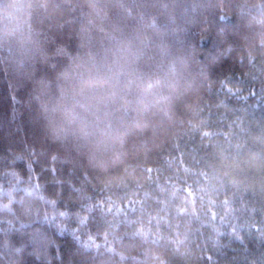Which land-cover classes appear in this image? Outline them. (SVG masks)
<instances>
[{
  "label": "trees",
  "instance_id": "1",
  "mask_svg": "<svg viewBox=\"0 0 264 264\" xmlns=\"http://www.w3.org/2000/svg\"><path fill=\"white\" fill-rule=\"evenodd\" d=\"M56 0L34 44H0V264H264V0ZM109 31L190 57L169 121L100 162L35 100Z\"/></svg>",
  "mask_w": 264,
  "mask_h": 264
},
{
  "label": "clouds",
  "instance_id": "2",
  "mask_svg": "<svg viewBox=\"0 0 264 264\" xmlns=\"http://www.w3.org/2000/svg\"><path fill=\"white\" fill-rule=\"evenodd\" d=\"M86 2L103 21V0ZM57 8L56 0H0V44H34L39 30L33 17L42 23L43 14ZM97 26L112 41L103 54L74 57L55 82L37 81L35 100L55 139L105 162L118 159L130 137L162 128L194 76L186 53L153 46L139 32Z\"/></svg>",
  "mask_w": 264,
  "mask_h": 264
}]
</instances>
